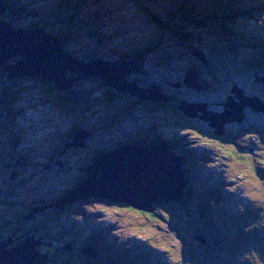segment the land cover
<instances>
[{
	"label": "rangeland",
	"instance_id": "1",
	"mask_svg": "<svg viewBox=\"0 0 264 264\" xmlns=\"http://www.w3.org/2000/svg\"><path fill=\"white\" fill-rule=\"evenodd\" d=\"M88 1L84 6L78 0H19L17 5L24 12L17 15L18 27L49 22L56 30L69 31L73 16L81 26V20L86 21L89 31L99 29L107 35L103 46L95 45L93 37L73 31L68 45L75 56L87 57L91 46L101 56L110 48L128 55L137 47L146 69L130 74L131 79L155 82L160 90L167 88L188 103H205L218 113L226 108L222 101L234 97L231 87L236 84L246 89L258 110L247 105L234 118L221 117L218 136L209 121L187 116L172 103L136 102L128 94L107 103L109 89L99 78L69 74L68 79L77 78L70 88L80 101L60 105V91L53 83L39 77H16L8 90L15 103L6 107L13 117L9 115V122L0 119V156L4 160L0 232L4 220L13 221L8 227L13 226V215L38 197L49 202L45 211L51 207L61 211L48 219L51 230L63 239L60 244L72 238L79 246L95 245L104 253L103 259L93 260L83 253L59 250L68 264H264V0H235L230 6L237 16L225 8L228 4L217 0H102L100 6ZM205 9L209 14L220 9L225 19L204 22L201 10ZM95 13L102 18L91 23L86 20ZM187 15L193 22L190 28L199 34V43L184 32L181 37L182 30L169 25L171 20L181 23ZM159 37L162 43L150 51L148 43ZM196 53L205 57L208 67ZM192 69L209 82L208 89L174 86ZM218 81L225 82L229 93L220 89ZM5 106L0 105V113ZM77 126L90 131L85 138L87 147L63 146L73 141ZM5 127L13 147L24 157L23 163L16 160ZM140 134L163 138L153 146L175 140L187 155V183L181 200H185L184 214L173 205L180 200L163 198L155 203V198L153 210L147 211L129 201L95 196L101 190L109 194L108 188L83 189L86 197L75 200V194L63 195L77 188L74 180L90 162L91 147L106 150ZM259 204H263L262 212ZM37 248L52 260L54 246Z\"/></svg>",
	"mask_w": 264,
	"mask_h": 264
},
{
	"label": "water",
	"instance_id": "2",
	"mask_svg": "<svg viewBox=\"0 0 264 264\" xmlns=\"http://www.w3.org/2000/svg\"><path fill=\"white\" fill-rule=\"evenodd\" d=\"M7 11L5 0H0V68L4 70L7 80L10 81L16 77H39L43 81L56 85L58 91L65 92L80 76H92L101 79L105 86L116 95L128 94L144 102H169L161 94L159 85L154 84L144 89L127 79L128 75L140 71L141 67L129 60L126 54L120 56L119 52L110 49L114 53V58H117L113 61H105L101 58L85 60L73 56L65 51L63 40L51 35L46 36L41 29L13 26L11 22L3 18ZM196 54L202 59L200 54ZM202 61L208 64L205 57ZM71 73L80 75L77 78L68 79ZM183 84L193 89L202 88L196 70H189L183 81L174 83V86L179 87ZM10 85L9 83L2 89L1 105L6 104ZM232 87V96L239 100L230 97L225 102L226 108L222 113L210 111L206 104L199 102H184L179 109L187 116H198L200 119L209 121L210 125L215 127V132L220 134L217 129L219 130L221 117L234 118L247 105L257 109L255 100H249L243 88L236 84ZM200 112L203 114L200 115ZM4 116L5 112L2 108L0 118L3 119ZM89 134L90 131L85 128L77 130L73 135V141L68 146L86 147L85 138ZM184 160L183 157L173 153L167 143L150 147L136 142L126 143L121 149L110 150L95 157L87 167L84 182L68 195L72 197L75 194L73 198L75 200L86 197L81 192L83 189L93 188L94 191H100L102 188H108L111 194L101 190L95 196L118 199L120 202L129 201L137 208L152 211L155 198V203H161L157 197L167 201L182 200L187 176ZM48 206L32 208L25 220L35 218ZM20 229L21 227H18L11 237L0 240V264H58L52 263L49 254L37 248L38 245L51 247L52 243H43L31 233L17 236ZM15 241L18 243L13 244ZM62 249L74 248L71 244H67ZM81 253L91 258L98 257V251L93 245L82 248Z\"/></svg>",
	"mask_w": 264,
	"mask_h": 264
},
{
	"label": "trees",
	"instance_id": "3",
	"mask_svg": "<svg viewBox=\"0 0 264 264\" xmlns=\"http://www.w3.org/2000/svg\"><path fill=\"white\" fill-rule=\"evenodd\" d=\"M79 1L81 3H83L84 6L87 5L88 2H89L88 0H78V2ZM217 1H219L221 4L222 3H228V2H230V3H228V5L225 8L228 9L229 11H231L232 13H234V15H236V12L230 6V5H234V1L235 0H217ZM5 2H6V6L8 8V11L3 16V18H5L9 22H11L13 24V26L18 27V23H19L20 19H17V18H18V16H20V14H22L24 12L23 11V6L21 7L20 5H17V3L19 2V0H5ZM101 2H102V0H97V1L95 0L94 2L93 1H90V3H92V5L95 4V3H97V4H99V6L101 5ZM70 8L72 9L71 6H70ZM76 8H77V5L73 7V9H76ZM206 12L207 11L202 12V19L201 20L204 21V22H208L207 20L211 21L210 18L211 19L218 18L219 20H221V22H223V19H225V16L223 14H220V12H221L220 9H218L217 11H214V13H211V14L206 13ZM50 14L53 15L54 13H50ZM154 14H155V16L159 17V19H161L158 14H156V13H154ZM86 18H87L86 20H88L91 23L90 20H92L93 22H96L97 20L101 19L102 17H99L98 16V13H95V14H93V16H89V17L87 16ZM73 20H74V17L73 16L69 18V25H68V29H70L69 31H60L59 29L56 30V29H54V28L51 27L52 26V23L49 24V22H47L46 24L45 23L44 24H39V23L28 24L27 27L32 28V29H41L46 36L51 35V36H53L55 38H59V39L63 40V42L65 44V51L68 52V53H70V54H72L73 56H75V55L72 52V50L69 48L70 45H68V41L71 39V36H72V32L73 31H79L80 33L84 34L86 36V38L93 37L97 41L98 40H101L99 42L95 41L94 44L95 45H100V44L103 45V42H104V40L106 39V36H107V35H105V31H103V30L100 31L99 29L97 31L95 29L89 31L88 29H86V26H87V24L85 25V22L86 21H82L81 20V23L84 24V26H81L80 23H77V22L75 23ZM183 21H185L186 23L183 22ZM192 23L193 22L191 20V16H188L187 15V19L181 20V23H178L176 20H171L169 22V25L176 26L177 28H179L180 30H182L181 32H179V35L181 37H185V34H186L188 36V38H190L191 40H194V38H196L197 43H199V42H201L200 39H199L200 37H198L199 34L197 35L190 28V26H191ZM148 41L150 42V40H148ZM153 41H152L153 43H148L150 47L152 46V48L150 49V51L153 50V45H155L154 49H156L162 43L163 40H162V38L159 37V38L153 39ZM185 43L192 44V43H190L188 41H186ZM202 47H203V44H202ZM89 48H90V50L88 51V53L86 55L87 57L82 58V59L92 60V59H96V58H101V59L103 58L104 59L106 57V58H108L109 61L110 60L111 61L117 60V58H114V53H112L109 50L106 52V54H105L106 56H101V53L97 49L96 50H93V47L92 46L89 47ZM115 49H117V48H115ZM115 49H113L114 52L116 51ZM117 52H119L118 54H120V56L123 55V54L121 55L120 51H117ZM127 54H128L127 57H128L129 60H131L134 64H139V66H141V70L142 69H144V70L146 69V67L144 65V63H145L144 56L140 52V49L139 48L136 47V49L133 52L130 51ZM203 66L208 67V66H206V64H204ZM192 70H195V69H192ZM196 72L198 74V78H199L200 85L203 88H205V89L207 88L208 89L209 82L206 81V79L203 76H201V74L199 73L198 70H196ZM207 72H209V71H207ZM209 74L212 77L214 76L213 73L211 74V72H209ZM127 79L130 82H132V83H137V85L140 88H144V89H146V88H148V87L156 84L155 82H152V81H146V79H145V81L144 80L139 81L136 78L135 79H131L129 75L127 76ZM0 81H3V82H1L2 84H0V91H1V89H3L6 86V84H8V82H9V80L6 79V74L3 72L2 68H0ZM14 81H15V78L10 82V84H12ZM218 82H219L220 89H223L224 91H226L225 92L226 94L229 93V90H227V88H225V87H227L226 84H225V82H223V81H218ZM3 83H5V85ZM232 88L233 87H231V89ZM228 89H229V86H228ZM165 90L164 89L163 90L161 89V93L163 94L164 97H166L169 100V102L167 104L172 103L179 110V107L184 102L185 103H188V101H185L184 99L178 98L174 94H171L170 92H168L167 88H165ZM110 91L111 90H109V91L107 90L106 96H105V99H104V100H106L107 103H113L116 99L121 98L122 95H116L113 91H111V92ZM262 93H264V92L262 91ZM57 94L60 95V97H59V102H60L59 104L60 105H65V104H68V103L72 104L71 102L80 101L79 100V97L74 93V89L73 88H70V89H68L65 92H59ZM245 94L248 97H250V95H248L246 92H245ZM231 95H232V93H231ZM15 100H16V98L14 97L13 92L9 91V95L6 98V106H5V109H4V112H5L6 115L4 116L3 119L0 118L2 121L4 120L6 122L8 120V122H9L10 121L9 115H11L13 117V115H12L13 112H11L12 110L10 109V111L8 113L6 107H8V106L10 107V105L13 106V104L15 103ZM227 100H229V96H228ZM227 100H226V102H227ZM135 101L136 102H142L139 99L138 100L135 99ZM79 129H80V127H78V126L75 127L74 130H73V132H72V134H74ZM5 130H7V135H9V139H10V142H11L12 147H13L14 142L11 139L10 132H8L10 130H8V127L7 128L5 127ZM213 132H214V134H216V135L219 136L218 133H216L215 131H213ZM71 138H72V135H71ZM160 139H163V138L160 137V136H156V137L155 136H150L149 138H147V137H144V136H142L140 134L139 136H135V137L131 136L130 139H128L127 141L124 140V142L121 143V144H119V145H117V147H115V146L114 147H109L106 150H99V149H97L95 147H91V152L92 153H90V155H91L90 162L87 163L84 166V169H82L81 171H78L77 172V177L74 180L75 181L74 182L75 186H80L84 182V180H85V178L87 176V167L93 162V160H94L95 157H98L99 155H102V154L106 153L107 151L117 149L119 146H122L125 143H129V142H132V141L133 142H136V143H141V144H143L145 146L150 147V146H153L154 144H156L157 141H159ZM70 142L71 141H68V143H66V144L63 143V146H65V147L68 146ZM166 142H167L169 148L171 149V151L173 153H175L176 155H180L181 157H183L185 159L184 162H187L188 161V159H186L187 155L184 154L183 151L181 152L179 150L177 141L172 140V139H166ZM13 151H14V155H15L16 160L18 162H20V163H23L24 157H21V155H19L17 153L16 146H15V148L13 147ZM3 161L4 160L1 159V156H0V169L2 167V162ZM65 165L67 166L68 169L72 168L71 165L69 164V162H66ZM46 166H48V164H46ZM185 172L187 173V171H185ZM72 190H75V187H73L71 190H69V192L68 191H66L65 193L63 192V195L64 194L67 195V193L69 194ZM47 203H49V202L46 201L45 199L38 198V197L35 198L34 197L28 203V205H26V209L25 210H23V211H21L19 213H16L15 215H13V217H14L13 219L15 221V223H14L13 226H9L8 227V224H10L9 222H13V221H11V220H4L3 222L5 223L4 224L5 225L4 226L5 228L0 232V240L1 239H4V238H9L11 235H13V232H15V230L18 227H21V225H23L21 227L20 232H18L17 236H23L24 234L31 233V234H34L35 237L37 239H40L43 243H52L53 245L51 247L54 246V250L52 252L53 255H51V257H52L51 262L52 263H58V264H68L62 256H59V253H60L59 250H64V249H62L64 246H66L67 244H71L74 249L70 250V252H73V253L77 254V253H81V249L84 248V247L79 246L78 243L74 239H72V238H71V240L65 241L64 244H60V242H63V239H61V237H59L57 235V233H55V232H53L51 230V227L49 225V220H48L50 218L49 216H54L55 213H58V212H61V211H59V209H57L56 207H51V209L46 210L43 213H38L35 216V219H32L31 221L30 220H25V217L29 214V212H30V210L32 208H36V207L41 208V207L47 205ZM176 204L178 205L176 208L181 213L184 214L185 213V211H184L185 208L184 207H186L185 206V200H183L181 202L174 203L173 205H176ZM8 219H10V218H8ZM205 241H207V240H205ZM93 246L97 249L98 256L103 259L104 258V253L102 252V250L98 246H95V245H93ZM76 247H78V250H76ZM44 251H49V250L48 249H44Z\"/></svg>",
	"mask_w": 264,
	"mask_h": 264
},
{
	"label": "flooded vegetation",
	"instance_id": "4",
	"mask_svg": "<svg viewBox=\"0 0 264 264\" xmlns=\"http://www.w3.org/2000/svg\"><path fill=\"white\" fill-rule=\"evenodd\" d=\"M242 88V87H241ZM244 89V88H243ZM246 89H244V91H245ZM246 92V91H245ZM256 96V95H255ZM256 97H258V96H256ZM226 102V100H224V101H222V104L223 103H225ZM1 108V107H0ZM218 113V112H217ZM248 131H249V129H247ZM247 132V131H246ZM246 132H244V133H246ZM177 140V139H176ZM210 152L212 153V150H210ZM205 196V194L204 195H202L201 193H200V197H202V198H205L204 197ZM258 208H260V211L262 212V209H263V204L261 205V204H259V206H258ZM256 211H259V210H256ZM233 215V214H232ZM1 225H3V224H1ZM2 227V226H1ZM0 227V228H1ZM263 229V228H262ZM264 230V229H263ZM263 238H264V236H263ZM76 250H78V247H76Z\"/></svg>",
	"mask_w": 264,
	"mask_h": 264
},
{
	"label": "bare ground",
	"instance_id": "5",
	"mask_svg": "<svg viewBox=\"0 0 264 264\" xmlns=\"http://www.w3.org/2000/svg\"><path fill=\"white\" fill-rule=\"evenodd\" d=\"M34 28V27H33ZM106 60H108V59H106ZM141 67V66H140ZM56 86V85H55ZM56 88H57V86H56ZM258 110V109H257ZM158 198V200H160V201H162L163 200V198H161V197H157ZM174 202V201H173ZM153 207H154V205H153Z\"/></svg>",
	"mask_w": 264,
	"mask_h": 264
}]
</instances>
